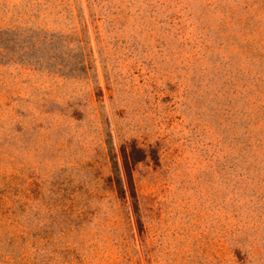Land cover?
<instances>
[{
  "label": "rangeland",
  "instance_id": "374dc122",
  "mask_svg": "<svg viewBox=\"0 0 264 264\" xmlns=\"http://www.w3.org/2000/svg\"><path fill=\"white\" fill-rule=\"evenodd\" d=\"M0 264H264V0H0Z\"/></svg>",
  "mask_w": 264,
  "mask_h": 264
},
{
  "label": "trees",
  "instance_id": "16d2710c",
  "mask_svg": "<svg viewBox=\"0 0 264 264\" xmlns=\"http://www.w3.org/2000/svg\"><path fill=\"white\" fill-rule=\"evenodd\" d=\"M139 149L136 147L135 151L137 152ZM134 153V152H133ZM114 160V159H113ZM136 158L134 154H129L125 151V156L123 157V168H124V178L125 181L122 183L120 177H115V183L119 188V193L121 194L122 198L126 196V194H129V197L132 199V203L134 204L135 200V189H134V183L132 178V166L135 164ZM114 164L116 165L115 161Z\"/></svg>",
  "mask_w": 264,
  "mask_h": 264
}]
</instances>
